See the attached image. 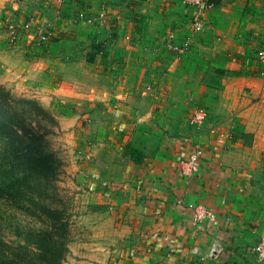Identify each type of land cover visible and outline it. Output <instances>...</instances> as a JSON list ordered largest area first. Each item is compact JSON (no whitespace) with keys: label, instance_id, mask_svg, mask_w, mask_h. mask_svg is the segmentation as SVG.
I'll use <instances>...</instances> for the list:
<instances>
[{"label":"crops","instance_id":"1","mask_svg":"<svg viewBox=\"0 0 264 264\" xmlns=\"http://www.w3.org/2000/svg\"><path fill=\"white\" fill-rule=\"evenodd\" d=\"M207 1L203 30L179 60L168 38L191 33L183 0H76L63 9L65 31L107 32L124 62L95 67L91 84L75 70L85 58L60 70L52 54L37 92L78 148V184L98 196L90 235L70 248L77 264H263L253 247L264 235V0ZM75 10L96 26L74 23ZM197 106L208 113L202 129L187 124ZM197 148L204 153L190 175L182 162ZM197 205L213 219L195 224Z\"/></svg>","mask_w":264,"mask_h":264},{"label":"rangeland","instance_id":"2","mask_svg":"<svg viewBox=\"0 0 264 264\" xmlns=\"http://www.w3.org/2000/svg\"><path fill=\"white\" fill-rule=\"evenodd\" d=\"M73 1L76 0H67L64 4L58 5L56 0H0V87L17 97L37 101L57 121V125L53 126V133L47 137L49 148L55 152L60 161L54 185L55 190L51 193L50 188L45 187L40 192V201L37 199L36 201L42 206L49 205L57 208L62 216L68 219V252L62 264H77L79 261L80 258L71 255L70 248L75 243L88 238L91 231L89 226L93 222L95 211L100 209V206L93 202V200H98V196L77 182L81 166L79 158L76 157L78 148L67 146L64 131L59 127L57 112L48 106L37 93L40 88L44 87L46 76H49L46 73L50 70L51 63H48L46 59L50 58L52 54H57V58H59L56 60L57 66L63 70L68 63L73 62L74 66H77L82 58H85L89 64L86 63L75 70L82 72L81 74L90 71L89 74L87 73L86 79L91 84L99 83L91 74L95 67L97 70L101 68L100 70L105 72L114 63H119L118 65L121 67L124 66V62L117 59L118 56L115 52L117 49L111 48L108 44L107 32L96 29L65 31L62 24L65 19L63 9L68 8ZM77 13L75 10L74 23L96 26L95 20L89 22L87 16L82 19ZM98 23V28L103 27L104 22L99 20ZM18 25L19 27H17ZM50 25L53 29L50 43L47 47L38 45L36 32ZM10 26L16 28L14 42L10 41L12 38ZM97 56H99V62L95 63ZM39 71L43 72L41 80L36 78ZM57 72L62 71L58 70ZM55 76V83L61 84L64 81L60 73ZM46 92V90L43 91L44 94ZM2 177L3 174L0 173V178ZM31 206L33 205L27 199L13 201L0 190V240L8 250L13 251L18 248V245L23 244V241L12 232L14 227L28 229L41 225L43 214L40 213L42 212Z\"/></svg>","mask_w":264,"mask_h":264},{"label":"trees","instance_id":"3","mask_svg":"<svg viewBox=\"0 0 264 264\" xmlns=\"http://www.w3.org/2000/svg\"><path fill=\"white\" fill-rule=\"evenodd\" d=\"M54 125V116L37 101L0 87V190L10 200L27 199L43 214L38 227L12 229L23 241L17 249L8 250L0 240V264H62L68 252V219L36 201L45 187L55 190L60 161L47 140Z\"/></svg>","mask_w":264,"mask_h":264},{"label":"built area","instance_id":"4","mask_svg":"<svg viewBox=\"0 0 264 264\" xmlns=\"http://www.w3.org/2000/svg\"><path fill=\"white\" fill-rule=\"evenodd\" d=\"M67 0H56V3L58 5H62ZM184 4L192 9V18L190 21V27H191V33L183 38L181 42L175 41L174 35H170L168 38L169 43V49L174 54L175 58L179 60L181 57H183L191 48L193 35L200 33L203 30V24H202V16L204 12L211 9L213 5L209 3L207 0H183ZM105 12L101 10V12L96 16L100 21H103L105 18ZM80 18H85V14H79ZM89 22H92V20L95 19V17L87 16ZM19 27V25L17 26ZM10 33L12 35L11 42H14L16 35L15 30L16 28L14 26L9 27ZM53 36V29L52 26H48L47 28L41 29L36 32V43L40 46L47 47L50 43V40ZM259 59L264 64V51L259 53ZM153 89V85L148 84L145 87L146 91H151ZM207 110L206 108L197 106L195 107L188 120L187 124L195 129H202L207 121ZM204 153L203 148H197L195 151V154L186 162H182V167L184 170L188 171L191 175L192 173L196 172L198 169L197 158L202 157ZM192 207V206H191ZM194 214H193V222L195 224L202 223L204 220H212L213 214L207 210L205 207L201 205H197L193 207ZM218 251V249H217ZM216 251V252H217ZM253 253L257 260L262 262L264 264V235L258 240V242L253 247Z\"/></svg>","mask_w":264,"mask_h":264},{"label":"water","instance_id":"5","mask_svg":"<svg viewBox=\"0 0 264 264\" xmlns=\"http://www.w3.org/2000/svg\"><path fill=\"white\" fill-rule=\"evenodd\" d=\"M217 249H218V247L215 246L214 249H213V254H216Z\"/></svg>","mask_w":264,"mask_h":264}]
</instances>
